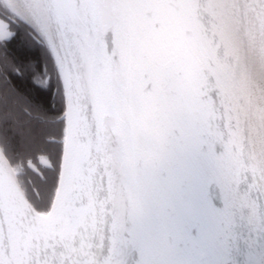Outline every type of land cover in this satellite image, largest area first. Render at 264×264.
Masks as SVG:
<instances>
[{"label":"snow or ice","instance_id":"6c2138e0","mask_svg":"<svg viewBox=\"0 0 264 264\" xmlns=\"http://www.w3.org/2000/svg\"><path fill=\"white\" fill-rule=\"evenodd\" d=\"M0 264H264V0H0Z\"/></svg>","mask_w":264,"mask_h":264}]
</instances>
